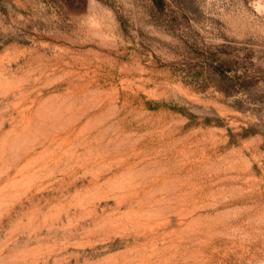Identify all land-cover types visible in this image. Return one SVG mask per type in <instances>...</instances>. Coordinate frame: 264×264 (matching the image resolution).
Wrapping results in <instances>:
<instances>
[{
	"label": "rangeland",
	"instance_id": "1",
	"mask_svg": "<svg viewBox=\"0 0 264 264\" xmlns=\"http://www.w3.org/2000/svg\"><path fill=\"white\" fill-rule=\"evenodd\" d=\"M0 264H264V0H0Z\"/></svg>",
	"mask_w": 264,
	"mask_h": 264
}]
</instances>
